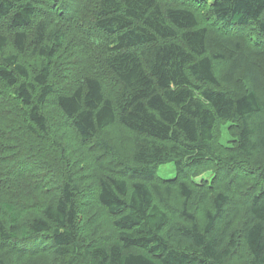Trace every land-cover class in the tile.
I'll use <instances>...</instances> for the list:
<instances>
[{"label": "trees", "instance_id": "trees-1", "mask_svg": "<svg viewBox=\"0 0 264 264\" xmlns=\"http://www.w3.org/2000/svg\"><path fill=\"white\" fill-rule=\"evenodd\" d=\"M203 1L0 0V264H264V0Z\"/></svg>", "mask_w": 264, "mask_h": 264}, {"label": "rangeland", "instance_id": "rangeland-1", "mask_svg": "<svg viewBox=\"0 0 264 264\" xmlns=\"http://www.w3.org/2000/svg\"><path fill=\"white\" fill-rule=\"evenodd\" d=\"M188 1L191 2V3H193V4L196 3V5L194 6V8H192L194 10H197L196 9L197 7L199 9L202 6V4L204 3L203 0H161V2L162 3L164 2V4H166V5L173 4L175 6H180L181 3L183 4V2H188ZM188 6L190 7V5H188ZM202 18L204 20V16ZM60 59L59 60L58 59L55 60L56 61V63H55V65H56L55 73H56V78L58 79L59 82H60V79L64 78L62 76V72H60V73L57 74V72L59 70H61L60 67L58 66ZM85 64L86 65H89L87 62H85ZM259 68H261V65L260 64H259ZM108 91H110L111 93H114L115 92V90L112 89V88H110V87H109ZM51 117H54V114H52ZM223 129H224V127H223ZM118 132H119V128H116L115 133H118ZM222 141L225 144L227 143V140L226 139H223ZM176 174H177V172H176L175 162H168L166 164H162L159 167V169H158V175L161 178H164V179H173L176 176ZM212 177H213L212 172L211 171H208V172H205L204 174H202L201 176H199L197 180L198 181H201L202 179H208V180H210V179H212ZM242 254L245 255V251H243ZM242 263H243L242 261H239L238 263L237 262H234V264H242Z\"/></svg>", "mask_w": 264, "mask_h": 264}]
</instances>
